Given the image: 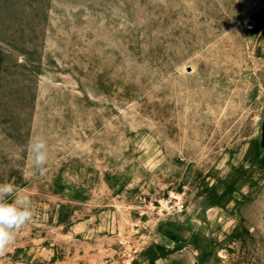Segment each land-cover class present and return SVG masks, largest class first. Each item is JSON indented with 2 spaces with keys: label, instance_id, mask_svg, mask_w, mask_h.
Listing matches in <instances>:
<instances>
[{
  "label": "rangeland",
  "instance_id": "1",
  "mask_svg": "<svg viewBox=\"0 0 264 264\" xmlns=\"http://www.w3.org/2000/svg\"><path fill=\"white\" fill-rule=\"evenodd\" d=\"M246 14L0 0V183L33 203L0 264H264V50Z\"/></svg>",
  "mask_w": 264,
  "mask_h": 264
},
{
  "label": "clouds",
  "instance_id": "2",
  "mask_svg": "<svg viewBox=\"0 0 264 264\" xmlns=\"http://www.w3.org/2000/svg\"><path fill=\"white\" fill-rule=\"evenodd\" d=\"M32 164L43 175L47 171L49 146L41 136L29 141ZM33 219V203L12 183H0V256H4L16 240L18 231Z\"/></svg>",
  "mask_w": 264,
  "mask_h": 264
},
{
  "label": "built area",
  "instance_id": "3",
  "mask_svg": "<svg viewBox=\"0 0 264 264\" xmlns=\"http://www.w3.org/2000/svg\"><path fill=\"white\" fill-rule=\"evenodd\" d=\"M247 14L243 17L244 29L254 34L264 50V0H245Z\"/></svg>",
  "mask_w": 264,
  "mask_h": 264
}]
</instances>
